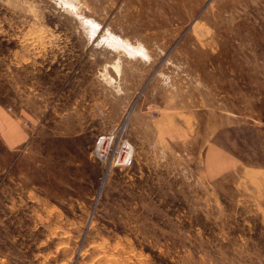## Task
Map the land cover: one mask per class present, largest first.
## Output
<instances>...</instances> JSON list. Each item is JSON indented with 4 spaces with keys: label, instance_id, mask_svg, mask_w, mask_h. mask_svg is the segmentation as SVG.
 <instances>
[{
    "label": "rangeland",
    "instance_id": "rangeland-1",
    "mask_svg": "<svg viewBox=\"0 0 264 264\" xmlns=\"http://www.w3.org/2000/svg\"><path fill=\"white\" fill-rule=\"evenodd\" d=\"M63 1L0 0V264H264V0Z\"/></svg>",
    "mask_w": 264,
    "mask_h": 264
},
{
    "label": "built area",
    "instance_id": "built-area-1",
    "mask_svg": "<svg viewBox=\"0 0 264 264\" xmlns=\"http://www.w3.org/2000/svg\"><path fill=\"white\" fill-rule=\"evenodd\" d=\"M120 129L102 132L95 137L93 154L101 162L103 173L111 167L123 168L132 165L134 148L122 137Z\"/></svg>",
    "mask_w": 264,
    "mask_h": 264
},
{
    "label": "bare ground",
    "instance_id": "bare-ground-1",
    "mask_svg": "<svg viewBox=\"0 0 264 264\" xmlns=\"http://www.w3.org/2000/svg\"><path fill=\"white\" fill-rule=\"evenodd\" d=\"M74 10H75V8H74ZM82 19H84V18H82ZM84 23H86V25H88V27H87L88 28V30H87L88 32L91 31V32L95 33V28H96V24H97V22L95 20H93L91 18H85V22ZM89 27H91V29H89ZM97 38H100V42L103 41L108 47H110L112 49L120 50V51L125 52V53H127L129 55H132V56H136L137 54L138 55L147 56L145 50H143L141 47L133 46L127 40L119 39L118 36L115 35L114 33H112L111 31L107 30V31L103 32L101 30L100 33L97 35Z\"/></svg>",
    "mask_w": 264,
    "mask_h": 264
},
{
    "label": "crops",
    "instance_id": "crops-1",
    "mask_svg": "<svg viewBox=\"0 0 264 264\" xmlns=\"http://www.w3.org/2000/svg\"><path fill=\"white\" fill-rule=\"evenodd\" d=\"M0 137L8 147L26 139L18 125L14 124L12 119L2 110H0Z\"/></svg>",
    "mask_w": 264,
    "mask_h": 264
}]
</instances>
